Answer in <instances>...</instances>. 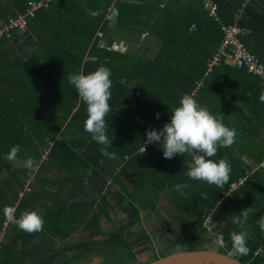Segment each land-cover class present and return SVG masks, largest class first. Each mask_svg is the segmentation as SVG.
<instances>
[{"label": "trees", "instance_id": "16d2710c", "mask_svg": "<svg viewBox=\"0 0 264 264\" xmlns=\"http://www.w3.org/2000/svg\"><path fill=\"white\" fill-rule=\"evenodd\" d=\"M58 5L62 6L60 3ZM50 9L25 17V28L42 43L41 54L31 55L30 68L22 65L21 71L15 68L13 71H6L0 65V234L8 231L22 235L18 251L0 244V264H57L59 257L64 254V251L56 249V243L50 237L38 243L34 241L44 230L27 233L9 223L3 215V208L15 207L16 216L19 217L24 210L21 208L22 203H28L34 198L29 191L34 187L36 175L47 170V164L53 157L64 159L71 158L72 155L78 161L90 163L88 167L99 166L106 171L118 167L122 162L131 169L136 167V190L130 195L133 200L140 199L147 192L150 195L149 201H154L160 192L151 189L148 184L161 182L164 190L175 200L178 208L177 219L186 231L187 236L182 242L186 245L182 248L183 251L198 249L206 236H211L217 243V235L222 234L227 247L219 246L218 252L228 255L232 246L230 233L246 231L249 253L230 257L246 264H260L264 254H254L256 249L264 245V231L258 225L260 216L264 215V152L259 151L256 145L247 143L245 146V141L246 138L254 139L258 136V131L249 127L248 123L264 118L260 116L259 110L253 108L246 113L241 110V106L251 105L254 89L258 91L261 88L263 91L264 88L260 80V87L253 83H250L252 87L243 85V80L252 81L253 77H257L236 68L229 58H222L219 65L207 71V60L217 51L221 40L219 26L207 14L200 13L198 18L192 17L184 24L182 34L163 35V47L153 60H146L113 50L98 49L95 38L97 20L94 17L83 19L81 14H71L66 10L59 19L60 25L68 32L50 34L54 28ZM23 10L19 9V12L23 13ZM38 15L39 23L35 19ZM0 19L6 23L9 18L4 16ZM117 21L120 23L118 18ZM193 24L196 25V31L190 33L189 28ZM42 33L47 35L41 37ZM9 40L7 37H0V60H9L11 56V52L4 45ZM65 42H68V46L75 47L76 51L64 49L61 43ZM227 61L233 66L227 64ZM101 65L111 71V112L106 117V122L109 128L108 137L112 139V147L108 150L115 153V159L103 156L100 151L102 145L97 144L84 131L86 105L68 81L70 73L83 71L87 74ZM36 66L47 79H41L40 83H31V87L29 83L34 81L29 82L24 71ZM231 79L232 82H228ZM198 84L201 87L195 92ZM185 93L191 94L212 114L222 117L226 126L236 130L235 143L231 147H219L217 154L211 158L215 161L225 159L231 166L230 179L223 187L191 180L187 175L191 160L188 154H177L172 159H165L163 149L157 142L146 145V151L140 153L145 143L146 130L160 128L164 117L171 115V110L179 105V100ZM18 102L21 104L23 123L16 113ZM259 104L264 109V102ZM51 106L59 112V118L56 119L55 127L53 123L54 128L45 130V115L41 110ZM157 113L159 118L156 117ZM231 117H235V123L230 121ZM58 133L63 137L62 142H55L47 157L44 154L42 156L37 151L35 140L42 142L44 136L53 140ZM71 135L74 138L68 144L65 139ZM14 145L20 146L18 160L30 156L36 161L38 167L35 171L18 167L16 161L5 158ZM245 153L255 157L259 164L256 169L242 163ZM77 154H81V159ZM148 159L151 160L149 165ZM102 160H108L111 167L108 168ZM177 184H187L188 187L177 191ZM149 190L153 191L152 197ZM250 206L256 212L249 215L243 228L233 224L232 218ZM133 211L134 219L138 218L141 210ZM209 212L213 221L222 223L220 227H211L210 235L202 226V220ZM49 233L50 236L58 235L54 230ZM59 234L64 238L69 235ZM96 244L97 242L92 241L90 244H78L70 248L69 252L74 253L71 260L77 263L81 260L80 256L90 249L94 250ZM121 244L112 242L117 247ZM124 246L127 244L123 242Z\"/></svg>", "mask_w": 264, "mask_h": 264}, {"label": "crops", "instance_id": "0c3cea01", "mask_svg": "<svg viewBox=\"0 0 264 264\" xmlns=\"http://www.w3.org/2000/svg\"><path fill=\"white\" fill-rule=\"evenodd\" d=\"M29 1L35 0H0V18L4 16L12 18L23 14ZM211 1L218 5L222 24L236 25L244 31L242 41L245 47L256 55L264 67V0ZM48 5L49 7L38 9L35 15L40 10L50 9L51 6L49 13L54 28L51 29L50 34L59 35L68 32L60 25L59 19L66 10L71 14H81L83 19L94 17L97 20L95 38L98 49L113 50L146 60H153L163 47L165 41L163 35L182 34L187 21L192 17L198 18L200 13L207 14L201 7L200 0H49ZM112 6L119 11L120 23L116 21L114 26H110L105 18ZM19 9H24L23 13H20ZM89 10H99L100 15L91 16ZM39 17V15L35 16L37 23ZM3 23L4 21L0 19V28ZM157 29L158 31L155 32ZM46 33L40 36L44 37ZM9 39L4 45L11 52V56L9 60H0V65H3L6 71H13L14 68L21 71L22 65L30 68L31 55L41 54L42 43H39L38 37L32 36L25 28L14 32ZM67 44L68 42L61 43V46L69 51H76L75 47ZM227 64L233 66L230 61H227ZM38 66L24 71L25 75H28V81H34L29 83L30 86L31 83H40L43 78L47 79ZM257 78L253 77L252 81L243 80V85L252 87L250 83H253L260 87V79ZM236 80L240 81L239 78ZM228 82L231 83L232 79ZM263 91L261 88L258 91L254 89L252 104H242L241 110L248 113L255 108L264 118V109L259 104L261 102L259 97ZM231 97L233 100L232 95ZM41 111L45 115L44 121L47 126L44 129L54 128L59 112L52 106ZM16 113L23 123L19 102ZM230 121L235 123V117H231ZM53 123H55L54 127ZM248 124L258 131V136L254 139L246 138L245 146L247 143L256 145L259 151L264 152V119ZM73 138L74 136L71 135L65 139V142L69 144ZM62 140L60 133L53 140L44 136L42 142L35 140V146L41 155L47 157L54 143ZM77 155L81 159V154ZM241 160L243 164L253 169L259 165L255 157L247 153ZM102 163L108 168L111 167L108 160H102ZM150 163L151 160L148 159L147 165ZM89 164L76 160L74 155L64 159L53 157L47 164V170L36 175L34 187L28 190L34 198L28 203H22L21 206L24 210L26 208L37 211L44 220V231L34 241L38 243L50 237L56 243V249L64 251L57 264H123L126 261L136 264L145 262L148 258L154 260L156 255L182 250V242L187 235L182 237V224L176 216L177 204L164 190L161 182L148 184L151 189L160 192L154 201H149L150 195L147 192L140 199L133 200L130 195L136 190L135 175L138 174L136 167L131 169L122 162L118 167L106 171L92 164L88 167ZM151 191L149 190L152 197L153 191ZM134 209L141 210L136 219H134ZM221 225L220 221H213L214 227ZM52 230L58 235L50 236L49 232ZM59 233H69V235L64 238ZM21 239V233L11 234L2 231L0 234V244L15 251L19 250ZM92 241L97 242L94 250H88L80 256V261L74 263L71 260L74 253L69 252V249L78 244H90ZM112 242L122 244L117 247L113 246ZM123 242L127 246L123 247ZM173 244L176 246L174 247ZM213 245L218 251L219 245L211 236H206L199 248L206 249ZM27 246L31 247L30 244ZM95 257L98 259L92 262V258ZM261 260L260 264H264V258ZM147 262L150 261L145 263Z\"/></svg>", "mask_w": 264, "mask_h": 264}, {"label": "clouds", "instance_id": "9594fccd", "mask_svg": "<svg viewBox=\"0 0 264 264\" xmlns=\"http://www.w3.org/2000/svg\"><path fill=\"white\" fill-rule=\"evenodd\" d=\"M89 15L98 16L100 11L89 10ZM119 11L112 6L105 15L110 26H114ZM71 83L81 101L86 105V118L84 121V131L89 133L92 139L99 145L101 154L109 159H115V153L108 149L112 147V139L108 137V125L106 117L111 112V71L105 66H98L87 74L78 71L68 75ZM264 102V93L259 97ZM159 118V114H156ZM146 139L140 153L146 151V145L153 142H160L163 149V157L172 159L175 155L183 156L188 154L191 160L188 164L187 175L191 180L204 181L208 184L223 187L230 179L231 166L225 159L215 161L211 159L217 154L219 147H231L236 140V130L229 128L223 123L222 117H218L210 112L206 106L200 105L197 100L188 93L181 96L179 105L171 110L170 120L165 123L160 130L155 128L146 130ZM20 146L14 145L6 154L8 161H16L18 167H23L35 171L38 167L32 157L18 160ZM188 187L187 184H177V191ZM256 209L247 207L240 211V214L232 218V223L243 228L250 214H254ZM3 215L6 220L15 224L20 230L27 233H38L44 228L42 216L35 210L25 209L20 216H16V208L5 206ZM258 225L264 231V215L260 216ZM246 231H233L230 233L231 249L229 256H245L249 253L247 247ZM217 244L220 247H227L223 235H217Z\"/></svg>", "mask_w": 264, "mask_h": 264}, {"label": "built area", "instance_id": "2783aa9c", "mask_svg": "<svg viewBox=\"0 0 264 264\" xmlns=\"http://www.w3.org/2000/svg\"><path fill=\"white\" fill-rule=\"evenodd\" d=\"M202 8L207 13V16L213 21V23L219 26L221 34V40L217 51H215L211 57L207 60V71H210L212 67L219 65L222 58H229L233 65L238 69H243L246 73L256 76L260 79V84L264 88V67L261 65L259 59L255 54L250 53L245 47L242 38L244 31L236 25H224L221 23L218 14L217 3L211 0H200ZM49 4V0H35L27 3L26 11L23 14H18L16 17L9 18L0 28V37L4 36L10 38L14 32L25 30L26 16H34L35 12L40 8H45ZM190 32L196 31V26L192 25L189 28ZM201 84H198L196 90H199ZM171 115L164 117V121L160 128L170 120ZM160 143V142H157ZM235 188V185H232ZM202 226L205 231L211 234L210 229L213 227L212 214H209L202 220ZM264 254V245L256 249V256H262Z\"/></svg>", "mask_w": 264, "mask_h": 264}, {"label": "water", "instance_id": "95a60500", "mask_svg": "<svg viewBox=\"0 0 264 264\" xmlns=\"http://www.w3.org/2000/svg\"><path fill=\"white\" fill-rule=\"evenodd\" d=\"M145 264H246L228 255L198 248L191 251H174L165 255H157L156 259Z\"/></svg>", "mask_w": 264, "mask_h": 264}, {"label": "rangeland", "instance_id": "374dc122", "mask_svg": "<svg viewBox=\"0 0 264 264\" xmlns=\"http://www.w3.org/2000/svg\"><path fill=\"white\" fill-rule=\"evenodd\" d=\"M183 235H184V237H185V235H186V233H185V231H184V229L182 230V237H183ZM211 242V241H210ZM174 245V247L176 246V244H173ZM185 246L186 245H183V243H182V248H185ZM215 248H217V247H215L214 245L211 247V246H209V248H206V249H209V250H215ZM182 251V250H181ZM157 256V255H156ZM98 258H92V262L93 261H95V260H97ZM152 259H150V258H148L146 261H151ZM145 261V262H146ZM145 262H141V263H136V264H144ZM117 264V263H116ZM123 264H133V263H131V262H124Z\"/></svg>", "mask_w": 264, "mask_h": 264}, {"label": "flooded vegetation", "instance_id": "af4514ba", "mask_svg": "<svg viewBox=\"0 0 264 264\" xmlns=\"http://www.w3.org/2000/svg\"><path fill=\"white\" fill-rule=\"evenodd\" d=\"M183 230V229H182Z\"/></svg>", "mask_w": 264, "mask_h": 264}]
</instances>
